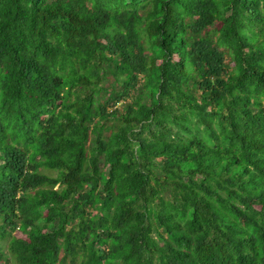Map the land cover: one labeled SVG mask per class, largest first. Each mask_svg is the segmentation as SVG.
<instances>
[{
	"label": "trees",
	"instance_id": "1",
	"mask_svg": "<svg viewBox=\"0 0 264 264\" xmlns=\"http://www.w3.org/2000/svg\"><path fill=\"white\" fill-rule=\"evenodd\" d=\"M0 264H264V0H0Z\"/></svg>",
	"mask_w": 264,
	"mask_h": 264
},
{
	"label": "rangeland",
	"instance_id": "2",
	"mask_svg": "<svg viewBox=\"0 0 264 264\" xmlns=\"http://www.w3.org/2000/svg\"><path fill=\"white\" fill-rule=\"evenodd\" d=\"M0 245L5 249L6 240H0Z\"/></svg>",
	"mask_w": 264,
	"mask_h": 264
}]
</instances>
